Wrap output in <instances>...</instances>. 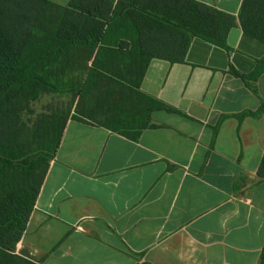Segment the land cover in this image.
I'll list each match as a JSON object with an SVG mask.
<instances>
[{
  "label": "crops",
  "instance_id": "obj_1",
  "mask_svg": "<svg viewBox=\"0 0 264 264\" xmlns=\"http://www.w3.org/2000/svg\"><path fill=\"white\" fill-rule=\"evenodd\" d=\"M197 1L236 17L228 49L194 38L185 62L153 59L140 91L170 110L153 111L137 139L70 118L19 254L39 264L260 263L264 44L240 25L243 0Z\"/></svg>",
  "mask_w": 264,
  "mask_h": 264
},
{
  "label": "trees",
  "instance_id": "obj_2",
  "mask_svg": "<svg viewBox=\"0 0 264 264\" xmlns=\"http://www.w3.org/2000/svg\"><path fill=\"white\" fill-rule=\"evenodd\" d=\"M239 21L264 44V0H243ZM236 25L197 0H0V264H39L17 246L69 119L137 139L153 111L170 110L140 91L151 61L185 62L194 38L228 49ZM67 91L75 116L60 108L24 120L42 95Z\"/></svg>",
  "mask_w": 264,
  "mask_h": 264
},
{
  "label": "rangeland",
  "instance_id": "obj_3",
  "mask_svg": "<svg viewBox=\"0 0 264 264\" xmlns=\"http://www.w3.org/2000/svg\"><path fill=\"white\" fill-rule=\"evenodd\" d=\"M79 107V99L75 98L69 91L44 94L31 104L30 110L24 114V120L31 124L38 116L49 114L60 108L70 110V115L75 116Z\"/></svg>",
  "mask_w": 264,
  "mask_h": 264
}]
</instances>
